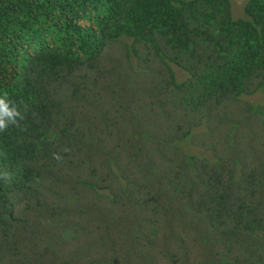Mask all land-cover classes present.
I'll return each mask as SVG.
<instances>
[{
    "label": "trees",
    "instance_id": "16d2710c",
    "mask_svg": "<svg viewBox=\"0 0 264 264\" xmlns=\"http://www.w3.org/2000/svg\"><path fill=\"white\" fill-rule=\"evenodd\" d=\"M233 1L0 0V264H264V0Z\"/></svg>",
    "mask_w": 264,
    "mask_h": 264
},
{
    "label": "clouds",
    "instance_id": "9594fccd",
    "mask_svg": "<svg viewBox=\"0 0 264 264\" xmlns=\"http://www.w3.org/2000/svg\"><path fill=\"white\" fill-rule=\"evenodd\" d=\"M23 119L19 107L9 99L7 94L0 93V132L6 131L10 126H18Z\"/></svg>",
    "mask_w": 264,
    "mask_h": 264
},
{
    "label": "rangeland",
    "instance_id": "374dc122",
    "mask_svg": "<svg viewBox=\"0 0 264 264\" xmlns=\"http://www.w3.org/2000/svg\"><path fill=\"white\" fill-rule=\"evenodd\" d=\"M246 0H234L233 1V14L236 18L243 16V10L245 6ZM180 80H184L185 75L183 73H179ZM262 100L261 96L257 95L254 99V102H260Z\"/></svg>",
    "mask_w": 264,
    "mask_h": 264
}]
</instances>
